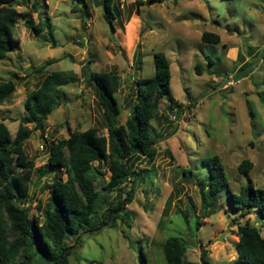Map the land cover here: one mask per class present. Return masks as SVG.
<instances>
[{"label": "rangeland", "instance_id": "1", "mask_svg": "<svg viewBox=\"0 0 264 264\" xmlns=\"http://www.w3.org/2000/svg\"><path fill=\"white\" fill-rule=\"evenodd\" d=\"M84 2H13L41 27L34 31L18 18L11 29L18 42L0 57V79L14 81L13 91L0 102V119L11 135L25 112L26 93L45 73L61 69L73 76V81L57 86L61 95L42 133L32 122L25 123L30 132L23 150L33 163L24 201L27 214L41 221L50 192L44 183L56 174L64 177L60 166L47 163L50 142L90 125L105 133L89 70L118 75L114 94L120 108L117 121L123 124L134 99L133 81L152 75V53L161 50L169 61L171 104L160 97L150 118L155 154L151 159L132 156V169L138 174L121 183L132 187L130 197L123 200L127 215L115 217L113 224L109 218L93 229L81 231L82 227L76 241L74 234L65 237L64 243L72 245L67 264H142L140 251L146 264H161V243L170 234L184 242L187 260H198L205 250L213 263L229 261L236 253L237 224L247 220L264 235V221L256 219L255 207L243 214L234 209L225 188L209 193L205 160L217 155L228 190L236 192L248 181L264 188V103L259 97L264 77V0H113L118 11L113 28L102 16L100 0ZM202 30L217 32L219 41H203ZM231 46L237 48L236 60L225 52ZM194 101L191 117L180 118L188 102ZM242 158L251 161L247 172L237 169ZM92 168L100 220L124 192L103 191L100 185L109 171L95 160ZM32 254V264H45L35 246Z\"/></svg>", "mask_w": 264, "mask_h": 264}, {"label": "trees", "instance_id": "2", "mask_svg": "<svg viewBox=\"0 0 264 264\" xmlns=\"http://www.w3.org/2000/svg\"><path fill=\"white\" fill-rule=\"evenodd\" d=\"M76 1L86 4L84 0ZM112 1L100 0L102 16L111 28L112 18L118 12ZM13 2L0 0V57L18 42L11 30L18 18L21 17L23 23L34 31L41 27V22L33 23L28 15L15 8ZM200 38L213 43L219 41L218 33L210 30H202ZM152 59V75L133 81L134 99L123 124L117 121L120 108L114 94L118 75L112 70H89L88 82L101 107L105 133L98 132L96 126L90 125L81 130H70L64 138L50 142L47 163L60 166L64 177L56 174L44 183L50 192L43 205L41 221L37 220L35 214L29 216L24 205L33 164L23 150V142L30 132L25 123L32 122V127L42 133L45 119L61 95L57 86L73 81L72 74L58 69L43 75L38 85L26 93L23 100L25 112L19 116L13 135L0 119V264H32L33 246L45 264H67L72 245L64 243L66 236L74 234L76 241L82 227L81 231L93 229L109 218L113 224L115 217L122 218L128 214L123 210V200L130 197L132 187H123L121 183L127 176L138 174L132 169L133 157L151 159L154 156L150 118L157 111L160 97L171 100L168 94L169 61L161 50L154 51ZM262 80L259 97L264 103V77ZM13 89L14 81L11 78L0 79V102ZM168 100L167 103L171 104ZM163 116L167 119V115ZM93 160L97 164L103 162L109 171L108 179L101 183L100 188L105 192L113 189L117 193L124 192V196L109 207L110 212L100 219L102 221L96 218L98 190L90 176ZM205 161L209 168L205 184L209 193L225 188L226 199L234 209L243 214L255 207L258 218L264 221V188L248 181L240 184L236 192L228 190L217 155L212 154ZM250 166L248 158H242L237 163L240 172H247ZM187 171L190 172L189 169ZM120 208L122 210L118 212ZM182 213L185 216V212ZM235 235V256L225 263L211 262L205 256V250L200 251L198 260H187L184 258L185 244L180 236L167 235L161 243L164 255L161 264H264V235L257 226L246 220L237 224ZM140 255L141 263L146 264L144 252L140 251Z\"/></svg>", "mask_w": 264, "mask_h": 264}, {"label": "built area", "instance_id": "3", "mask_svg": "<svg viewBox=\"0 0 264 264\" xmlns=\"http://www.w3.org/2000/svg\"><path fill=\"white\" fill-rule=\"evenodd\" d=\"M231 79L227 80V83L230 82ZM196 105V102H188L186 105V109L180 112V118L188 119L191 117L194 106ZM169 118H175V115L173 113H169ZM130 178V175L126 177V179Z\"/></svg>", "mask_w": 264, "mask_h": 264}, {"label": "crops", "instance_id": "4", "mask_svg": "<svg viewBox=\"0 0 264 264\" xmlns=\"http://www.w3.org/2000/svg\"><path fill=\"white\" fill-rule=\"evenodd\" d=\"M225 52L231 59L236 60L237 48L235 46L227 47Z\"/></svg>", "mask_w": 264, "mask_h": 264}, {"label": "water", "instance_id": "5", "mask_svg": "<svg viewBox=\"0 0 264 264\" xmlns=\"http://www.w3.org/2000/svg\"><path fill=\"white\" fill-rule=\"evenodd\" d=\"M256 219L259 220V218L256 216Z\"/></svg>", "mask_w": 264, "mask_h": 264}]
</instances>
